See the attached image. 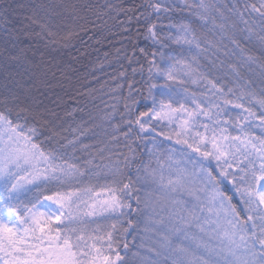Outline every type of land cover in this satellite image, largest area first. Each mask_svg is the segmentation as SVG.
Returning a JSON list of instances; mask_svg holds the SVG:
<instances>
[{
    "label": "snow or ice",
    "instance_id": "6c2138e0",
    "mask_svg": "<svg viewBox=\"0 0 264 264\" xmlns=\"http://www.w3.org/2000/svg\"><path fill=\"white\" fill-rule=\"evenodd\" d=\"M148 6L157 14L169 11L162 2H150ZM35 7L37 15L44 8ZM68 7L77 11L76 5ZM197 7L207 12L213 6L201 0ZM229 11L246 26L240 30L248 33L246 39L255 35L264 48V0H246L242 9L234 4ZM30 19L37 23L35 18ZM199 19L207 22L206 15H199ZM170 26L177 28V35L160 37L154 23L147 31L161 48L167 47L163 43L167 39L187 46L189 53L193 48L207 51L201 49V41L188 23ZM39 27L42 32L47 30L43 23ZM219 27L223 29L224 25ZM230 39L243 55L239 42ZM18 40L19 34H9L0 47V62L6 72L9 65L20 62V56L9 50V46L17 47ZM152 55L160 58L158 63L149 61L150 83L144 99H151L152 106L140 111L135 120L126 121L130 127L125 138L133 132L132 126L139 128L138 139L156 132L181 145L183 163L190 164L191 171L180 167L181 161H173L176 167L169 165L166 174L159 156L149 149L156 155L159 170L145 166V175L141 176L131 147L122 161L96 165L92 158L81 162L74 155L78 137L45 147L40 137L48 122L41 124L39 113L17 105L14 122L9 118L10 109L0 111V264H123L115 232L119 218L127 214L125 210L147 214L151 223L159 226L165 264H264V111L257 117L244 102L249 94L236 95L232 88L225 92L186 60L165 56L162 50ZM245 59L255 62L250 55ZM158 80L163 83L155 82ZM189 80L196 85L203 82L204 92L199 96L189 93L185 87ZM255 102L264 110V99ZM229 106L237 110L234 117ZM125 107L132 111L127 104ZM254 119H259V125L252 123ZM153 121L158 123L153 125ZM157 127L161 130L156 131ZM255 127L260 128V136L252 131ZM230 129H236L237 134ZM48 131L51 134L44 136L46 141L58 135L52 128ZM176 151L161 147L169 161ZM101 177L106 183H92ZM141 181L145 185L144 207L133 209L129 201L135 198L137 205L141 203L139 195L133 197L142 190L136 187ZM49 185H55L56 190H49ZM224 185L231 186L234 196L222 190ZM34 189L35 194L24 203L23 198ZM234 197L238 203H233ZM102 213L114 220L111 228L102 230L98 225L89 231L85 217Z\"/></svg>",
    "mask_w": 264,
    "mask_h": 264
},
{
    "label": "trees",
    "instance_id": "16d2710c",
    "mask_svg": "<svg viewBox=\"0 0 264 264\" xmlns=\"http://www.w3.org/2000/svg\"><path fill=\"white\" fill-rule=\"evenodd\" d=\"M150 2H162L169 11L157 14L148 6ZM200 2L201 0H0V47L4 46L9 34H19L17 47L9 46V50L20 56V62L9 65L7 72L0 62V111L10 109L9 118L15 122L18 107L9 101V98L16 101L20 97V105L32 108L14 86L11 88V84L19 83L21 79L30 81L44 77L46 91L51 92L50 71L44 57H49L44 54L46 51L63 58L60 59L62 62L68 63L73 59V63L69 64V71H65V74L76 78L72 87L74 92L64 94L62 105L54 109L56 115L52 119L56 127H51V121L44 119V116L39 121L41 124L48 122L42 129L44 136L51 134L49 128L58 134L47 141L41 136L40 140L44 141L45 147L58 146L66 140L78 137L74 155L79 157L81 162L94 158L96 165L118 159L122 161L131 147L135 150L136 164L140 165L142 176L145 175L144 167L147 166L151 170L157 161L156 155L150 153L149 149H153L163 161L165 155L161 152V147L165 150L175 148L177 151L173 154L172 161H175L176 155L183 162L184 158L179 151L181 145L157 136L156 132L143 134L138 139L139 128L132 126L133 132L128 134L127 139L124 135L130 127L126 121L135 120L140 111H147L152 106L151 99L145 100L144 97L148 95L150 83L149 61L155 60L158 63L160 59L158 55L153 57V52L162 50L165 56L172 55L186 60L197 73H204L215 80L225 92L232 88L236 95L241 92L249 94L245 96L244 102L252 108L257 117L264 111L255 102L264 99V48L261 47L257 36L246 39L248 33L240 31L246 26L229 11L234 4L242 9L246 0H204L206 5L213 6L207 12L197 7ZM22 5L29 17L37 20L31 35L35 47L42 50V56L39 58L32 46H27L26 41L20 37V30L23 28L19 18L14 16V8ZM36 5L44 6L38 15ZM70 5H76L77 11L73 12L68 7ZM201 14L207 16L206 23L199 19ZM244 15L245 19H248V13L245 12ZM26 22L31 25L32 21ZM182 22L190 25L201 41V49L207 51L197 52L193 48L189 53L187 46L176 45L167 39L163 40L167 47L161 48L160 44L152 41L147 31L148 25L154 23L160 37H167L169 34L175 36L177 28L170 25H179ZM41 23L47 26L46 31H41ZM221 24L224 25L223 29L219 27ZM255 31L259 32V29L256 28ZM230 37L239 42L240 48L244 49L243 55L231 42ZM209 43L213 46L209 47ZM249 55L255 58V62L246 61L245 57ZM193 56H196L195 61L192 60ZM42 68L44 70H41ZM155 82L163 83L162 80ZM185 87L189 93H196L198 96L205 90L203 82L196 85L190 80ZM35 93L32 97L38 99L37 89ZM153 94L155 95V92ZM157 99L161 97L157 96ZM133 100L137 103L133 104ZM248 101H252L251 104ZM126 104L132 109L131 112L126 109ZM229 109L234 117L237 110L231 109V106ZM152 123L156 125L158 122ZM252 123L259 125L260 121L254 119ZM160 130L159 127L156 128V131ZM230 130L233 135L237 134L236 129ZM252 131L257 136L261 135L259 127L253 128ZM67 151L71 153L72 149L68 148ZM187 165L191 167L190 164ZM212 168L214 169L215 165ZM132 173V179L135 180V167ZM87 182L85 178V183ZM92 183L99 185L106 183V180L101 177L99 181L93 179ZM48 187L49 190H56L55 185ZM136 187L142 190L134 193L133 197L139 195L141 203L137 205L135 198L129 202L133 209H143L145 185L138 183ZM230 189V185L222 186L227 195L234 196ZM34 194L35 189L23 198L24 203ZM233 203H238V198L234 197ZM125 211L127 214L119 218L115 232V239L119 241L120 253L124 258L123 264H165L157 232L159 226L152 224L144 213ZM106 216V213H102L99 216L85 217L88 221L85 227L89 231L96 229L98 225L102 230L110 229L114 220L106 219ZM124 229L128 231L125 233ZM125 244L128 245L127 249L124 248ZM157 251L162 254L157 255Z\"/></svg>",
    "mask_w": 264,
    "mask_h": 264
},
{
    "label": "rangeland",
    "instance_id": "374dc122",
    "mask_svg": "<svg viewBox=\"0 0 264 264\" xmlns=\"http://www.w3.org/2000/svg\"><path fill=\"white\" fill-rule=\"evenodd\" d=\"M24 9L25 8L23 7V5L22 7L18 6L14 8V12H15L14 16L16 19L19 18L18 20L21 23V26L23 28L22 31L20 30V37L24 42L26 41L27 46H32L37 58H39L40 56H42V50L41 49L38 50L35 47L33 37L31 35L32 30L34 29V24L31 22L32 20L30 19L31 17H29L28 12H26V10ZM26 21L31 22V25L27 24ZM44 54H47L49 56V57L47 56H44V57L46 58L45 60L48 62L47 67L49 68V71H50L49 82L51 83V89H50L51 92L46 91V84H45L46 79L44 77H42L41 80H36L33 78L30 81L21 79L20 81L21 83L20 82L13 83L11 84V88L12 86H14L17 92L22 94L23 100L31 104L32 106L31 110H33L36 113H39L41 116H44V119L50 120L52 123L51 127L53 125H55L53 127H56V124L53 123V119H52L54 118V115H56L54 114L56 112L54 111V109L56 110L59 105H62V97L64 94H69L71 92H74V89H72V87H74V84H75L74 80L76 77L72 75L70 76L69 74H65V71H69L70 69L69 64L73 63V59H70V61L66 63V62H62L60 59H63V58H59V56L57 55L55 56L54 54L52 53L50 54L46 51L44 52ZM41 70H44V68H42ZM43 78L45 81L43 80ZM7 83H9V81H7ZM36 89L38 90V93H37L38 99H34L32 97L33 94H36L35 93ZM8 100L9 101L11 100V102H13L14 105L22 104L20 97H18L16 101H13L10 98ZM42 107L44 108L47 107V109H44L45 110L44 111ZM49 107L50 109L48 110ZM172 127L174 128L175 125H172ZM174 158H175V161H181L176 155H174ZM163 159H164L163 161L160 160V163L165 166V170L167 174V169L169 165H171L174 168L176 167V164H174L173 161L167 160L166 157H164ZM214 165L215 163L213 162L212 166ZM179 166L187 167L189 171H191V167H189L187 164L183 162H181ZM153 169L159 170V165L157 164V161L154 164ZM141 176H142V171H141ZM140 183L144 184L143 181H141ZM143 207H144V202H143ZM146 216L148 217L147 214ZM159 239H160V236H159Z\"/></svg>",
    "mask_w": 264,
    "mask_h": 264
}]
</instances>
